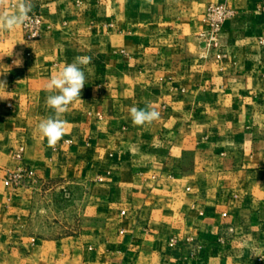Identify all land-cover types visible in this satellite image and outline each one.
<instances>
[{
	"label": "crops",
	"instance_id": "crops-1",
	"mask_svg": "<svg viewBox=\"0 0 264 264\" xmlns=\"http://www.w3.org/2000/svg\"><path fill=\"white\" fill-rule=\"evenodd\" d=\"M213 2L236 11L223 59L199 38ZM32 3L40 39L0 30V264H264V0ZM77 56L82 101L50 147L46 85ZM147 104L161 118L133 125ZM21 145L36 180L9 187Z\"/></svg>",
	"mask_w": 264,
	"mask_h": 264
},
{
	"label": "clouds",
	"instance_id": "clouds-1",
	"mask_svg": "<svg viewBox=\"0 0 264 264\" xmlns=\"http://www.w3.org/2000/svg\"><path fill=\"white\" fill-rule=\"evenodd\" d=\"M7 0H0L3 8ZM13 12L0 11V30L14 31L21 27H28L33 12L32 0H15L12 4ZM14 47V45H13ZM12 47V49H13ZM12 55V50L10 55ZM2 58V57H0ZM22 57L13 61L17 67L22 66ZM92 63L90 56H77L72 63H66L56 74L52 75L46 85V91L51 93L46 97V105L53 110V115L42 119L38 123V132L47 139L50 147H55L66 132V121L61 118L69 107L81 100V91L86 84L84 66ZM5 72H0L3 75ZM6 83L0 81V99H7ZM130 118L135 126L149 125L161 118V113L147 104L144 108L133 106L130 109ZM264 258V257H262Z\"/></svg>",
	"mask_w": 264,
	"mask_h": 264
},
{
	"label": "built area",
	"instance_id": "built-area-1",
	"mask_svg": "<svg viewBox=\"0 0 264 264\" xmlns=\"http://www.w3.org/2000/svg\"><path fill=\"white\" fill-rule=\"evenodd\" d=\"M236 11L231 6L224 3H210L206 9L204 22L205 27L199 33V38L203 47L207 50L216 49L217 58L223 59L227 55L221 50V31L224 23L234 17ZM31 20L28 27H23L27 40L36 41L40 39L44 31V20L39 10L33 9L30 13ZM263 42V40H262ZM25 146L21 145L14 152L13 157L17 165L8 170L4 177V184L9 187H19L31 185L36 180V171L24 163ZM177 239L172 238L170 244H176Z\"/></svg>",
	"mask_w": 264,
	"mask_h": 264
}]
</instances>
